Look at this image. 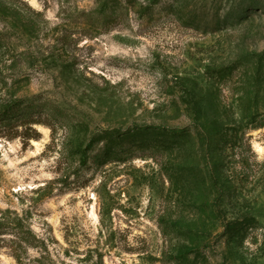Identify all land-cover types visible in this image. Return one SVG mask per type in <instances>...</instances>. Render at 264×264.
Listing matches in <instances>:
<instances>
[{
  "label": "rangeland",
  "instance_id": "obj_1",
  "mask_svg": "<svg viewBox=\"0 0 264 264\" xmlns=\"http://www.w3.org/2000/svg\"><path fill=\"white\" fill-rule=\"evenodd\" d=\"M102 1L0 0V105L70 114L0 124L23 264H264V0ZM142 128L190 136L163 148Z\"/></svg>",
  "mask_w": 264,
  "mask_h": 264
},
{
  "label": "trees",
  "instance_id": "obj_2",
  "mask_svg": "<svg viewBox=\"0 0 264 264\" xmlns=\"http://www.w3.org/2000/svg\"><path fill=\"white\" fill-rule=\"evenodd\" d=\"M114 6L108 0H103L101 7L104 9H109ZM4 44L3 35L0 34V47ZM46 107L45 102H41L39 100H34L33 98H19V99H9L5 101L2 105H0V124L1 125H10L16 121H31V123H45L49 125L51 129H53L54 123L62 120L63 118H70V114L68 113L64 115L60 109H54V112H45L43 108ZM44 111V112H43ZM41 116L42 119H41ZM73 122V121H72ZM107 134L106 130H98L95 131L89 142L84 148H80L78 151L80 152L79 161L83 164L87 160L88 148L92 146V143L95 140H98L101 136L104 137ZM38 133L33 135H27L28 139L37 138ZM133 140L139 139L144 140L147 137L151 138L154 144L160 145L164 148V146H180L182 141L186 138V136H190L188 133L183 131H165L164 129L160 130V128L153 129L152 131H148L146 128H142L140 130H135L132 135ZM103 154L107 155L108 151ZM8 210L0 211V234L8 232H12L14 238L11 240L12 247V255L14 256L17 264H23L21 259V254L19 252V248L21 247V243L23 244H32V240L34 236L32 235L30 229L26 228L21 219L16 216V218H10L9 214H6ZM9 213V212H8ZM256 223V219L253 217H244L238 221H235L231 226V230L240 232L250 226H254ZM171 226L178 227L177 223L170 224ZM193 249V248H192ZM178 256H184L185 251L179 249L177 251Z\"/></svg>",
  "mask_w": 264,
  "mask_h": 264
}]
</instances>
